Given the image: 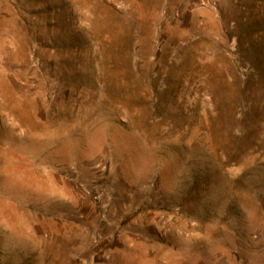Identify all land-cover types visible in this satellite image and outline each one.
<instances>
[{"label":"rangeland","instance_id":"obj_1","mask_svg":"<svg viewBox=\"0 0 264 264\" xmlns=\"http://www.w3.org/2000/svg\"><path fill=\"white\" fill-rule=\"evenodd\" d=\"M0 264H264V0H0Z\"/></svg>","mask_w":264,"mask_h":264}]
</instances>
